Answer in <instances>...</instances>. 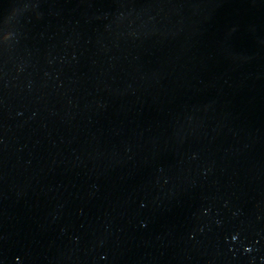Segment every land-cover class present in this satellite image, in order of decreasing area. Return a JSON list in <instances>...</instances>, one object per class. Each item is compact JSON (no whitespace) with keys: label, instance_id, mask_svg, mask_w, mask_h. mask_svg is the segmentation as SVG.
<instances>
[{"label":"water","instance_id":"obj_1","mask_svg":"<svg viewBox=\"0 0 264 264\" xmlns=\"http://www.w3.org/2000/svg\"><path fill=\"white\" fill-rule=\"evenodd\" d=\"M0 264H264V0H0Z\"/></svg>","mask_w":264,"mask_h":264}]
</instances>
